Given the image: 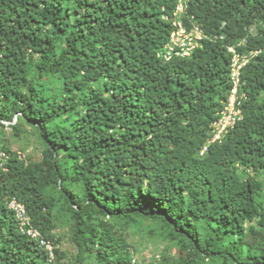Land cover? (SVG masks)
<instances>
[{
    "label": "trees",
    "instance_id": "16d2710c",
    "mask_svg": "<svg viewBox=\"0 0 264 264\" xmlns=\"http://www.w3.org/2000/svg\"><path fill=\"white\" fill-rule=\"evenodd\" d=\"M175 3L0 0V127L8 122L19 134L18 115L46 143L40 164L25 165L14 153L0 159V264H63L45 192L54 177L63 184L72 176L80 195L64 187V197L76 221L78 264L88 251L98 264H131L113 224L138 218L188 242L191 251L177 264H264V242L246 251L244 243L247 222L258 218L264 230L262 184L237 173V166L264 170V0H189L188 13L211 40L187 59L163 62L156 53L172 28L163 17ZM227 46L258 52L241 72L242 120L200 157L231 88ZM30 54L39 58L34 70ZM56 74L59 101L39 84ZM62 116L67 127L53 124ZM12 198L53 245V263L19 232L7 208ZM94 214L102 217L97 224Z\"/></svg>",
    "mask_w": 264,
    "mask_h": 264
},
{
    "label": "rangeland",
    "instance_id": "374dc122",
    "mask_svg": "<svg viewBox=\"0 0 264 264\" xmlns=\"http://www.w3.org/2000/svg\"><path fill=\"white\" fill-rule=\"evenodd\" d=\"M249 32L256 34L257 27H251ZM28 58L31 64L29 68L34 70L33 67L38 63L39 58L35 54H30ZM36 76V72H33L30 78L33 79ZM39 82L51 98L53 97L59 101L64 97L62 79L59 75L43 76ZM92 86L98 87L99 85L88 84L86 88L89 89ZM259 102H264V93L260 95ZM12 124L18 128L20 133L17 134V131L8 122H5V126L0 127V159L6 158L9 153H14L18 158L20 157V161L25 165L29 163L40 164L43 159V152L46 149V143L39 129L29 125L25 119L18 118V115H14ZM53 124L68 126L65 116L53 120ZM237 169V173L241 178L254 177L262 184L257 206L259 211L264 213V170L255 173L243 167L237 166ZM75 179V176H72L62 184L57 177H54L52 186L46 188L45 192L46 197L52 201V233L57 240L56 249L61 254L63 264H78V248L75 242L76 221L71 210V204L64 197L68 190H72L75 195H80L81 187ZM64 187L68 190H65ZM92 219V223L97 224L98 219H102V217L94 214ZM105 220L113 224L109 218H105ZM113 225L114 230L123 236L129 246L130 259L134 260V263L131 262V264H177L186 260L191 251L188 242L173 240L167 229L163 228L159 222L147 218H138L130 223L118 222ZM246 228L245 251L247 247H261L264 242V230L259 225V219L256 218L252 222H247ZM86 236L89 237L90 232ZM84 259L83 264H98L95 252L88 251ZM198 264L234 263L224 259H205Z\"/></svg>",
    "mask_w": 264,
    "mask_h": 264
},
{
    "label": "built area",
    "instance_id": "2783aa9c",
    "mask_svg": "<svg viewBox=\"0 0 264 264\" xmlns=\"http://www.w3.org/2000/svg\"><path fill=\"white\" fill-rule=\"evenodd\" d=\"M188 9L189 0H176L171 17H163L165 20L170 19L172 26L167 42L156 53L157 58L163 62H169L172 59H187L191 57L196 49L200 48L203 40H211V38L204 34L202 28L194 22L193 16L188 13ZM218 39L222 40L223 38L220 36ZM244 43L245 41L242 40L237 46H242ZM227 52L231 55L229 72L231 88L222 109L217 113V119L211 125L210 138L198 151L200 157L204 156L211 143H222L227 132L237 122L242 120L241 104L246 99V96L245 93L239 91L242 86L241 72L250 59L258 52L240 53L234 46H227ZM7 208L16 221L19 232L22 235L37 240L47 251L48 261L53 263L55 261L54 247L34 227L25 205L17 199L12 198L8 201ZM132 262L134 263V260Z\"/></svg>",
    "mask_w": 264,
    "mask_h": 264
}]
</instances>
